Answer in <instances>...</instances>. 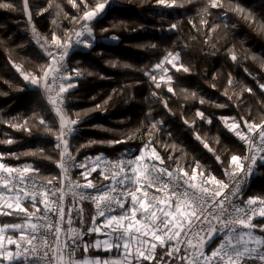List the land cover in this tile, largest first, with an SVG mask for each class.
<instances>
[{"label": "snow or ice", "instance_id": "snow-or-ice-1", "mask_svg": "<svg viewBox=\"0 0 264 264\" xmlns=\"http://www.w3.org/2000/svg\"><path fill=\"white\" fill-rule=\"evenodd\" d=\"M231 2L206 0L201 11L211 15L210 8L223 9ZM67 3L77 10V15L70 16L64 11L59 0H48V6L40 9L39 14L54 9L56 18L63 13L70 22L79 25L78 29L65 30L63 35L53 31L50 37L39 34L34 26L31 29L46 62L37 65L34 71H26L22 65L10 61L28 84L41 90L46 105L57 117L58 127L51 126L39 113L34 112L31 118L38 120L43 130L54 137L58 159L50 155L42 158L55 163L59 173L46 176L30 164L9 165L3 162L5 156L19 158V154L0 153V216L19 221L0 224V264H264V235H257V232L264 233V222L254 223L257 217L264 219V197L245 200L242 189L257 161L264 163V117L259 123L255 119L249 120L246 115L239 119L220 118L228 131L245 146V154H231L226 166L216 155L223 167L224 179L206 173L198 161L193 165L181 164V158L171 151L165 158L157 151L152 139L143 141L135 156L110 160L101 153L77 160L82 148L93 144L126 143L136 133L126 134L119 140H90L73 150L70 138L81 122L80 113H76L74 119L67 112L68 97L65 94L77 86L74 74L80 76L82 70L69 69L66 58L74 46H92L91 40L95 37L91 21L104 11L108 0H96L94 4L89 0H67ZM156 3L167 8L181 6L179 0H156ZM22 4L31 24L29 0H22ZM0 9H14V5L0 0ZM233 10L244 13L239 6ZM56 18L52 20L53 25L57 24ZM243 18L253 22L250 15H243ZM190 23L197 27L194 22ZM200 23L206 25L207 21L201 18ZM176 27L171 25L172 29ZM213 30L208 29L209 32ZM230 52V58L236 61V53ZM179 60L178 52L167 51L144 74L156 89L164 82L167 91L175 95L171 86L173 78L168 75L169 68L165 65H171L177 72L190 71ZM112 66L117 65L113 62ZM228 85H233L231 78ZM244 90L252 92L250 88ZM152 95L155 97L158 93L154 91ZM191 95L195 96V93ZM242 102L237 96V106ZM200 103L205 101L201 98ZM164 106L168 107L167 101ZM102 108L103 105L98 104L91 111ZM195 115L207 119L199 110ZM0 122L17 130L30 131L27 119L22 123L18 120L16 123ZM207 122L211 123V120L207 119ZM184 123L195 131L194 122L190 124L185 120ZM158 124L162 121H153L143 135L152 137V130H159ZM196 139L208 151L214 152L200 135ZM13 142L11 138L0 140L6 144ZM36 151L43 153V149ZM74 169H80L79 179L73 177ZM93 173L97 175L93 176ZM69 195L71 202L66 203ZM84 201L91 202L95 209L90 222L85 221L84 209L80 206ZM77 220L79 227L75 226ZM92 235L96 239H84ZM101 236L105 238L100 239ZM217 239L219 242L215 243ZM212 243L215 247H211ZM210 247L211 251H208ZM81 248L85 255L78 258ZM89 249L116 250L118 255L92 257L86 255Z\"/></svg>", "mask_w": 264, "mask_h": 264}, {"label": "trees", "instance_id": "trees-1", "mask_svg": "<svg viewBox=\"0 0 264 264\" xmlns=\"http://www.w3.org/2000/svg\"><path fill=\"white\" fill-rule=\"evenodd\" d=\"M6 2L13 4L14 9H0V120L22 123L27 119L30 131L17 130L0 122V140L11 138L14 141L12 144L0 143V153L19 154V158L6 155L4 162L20 166L30 164L46 176H55L59 169L42 156L58 159V151L54 148L56 141L43 130L38 120L31 117L34 112L39 113L51 126L58 127L57 117L46 105L41 90L28 84L11 62L22 65L26 71H34L37 65L46 62L44 53L33 39V26L41 35L50 37L53 31L63 35L65 30L78 29L79 25L70 22L63 13L56 18L54 9L39 14L40 9L48 6V0H29L31 24L23 11L22 0ZM95 2L89 0L90 4ZM59 3L70 16L77 15V10L67 0H59ZM179 3L181 6L167 8L157 4L156 0H108L104 11L91 21L95 37L91 40L92 46L74 52L68 65L69 69L82 70L80 76L74 74L77 86L65 94L68 97L67 112L74 119L77 118L75 114L80 113L81 122L70 138L72 148L75 150L90 140H119L132 132L136 135L122 144H93L82 148L77 160L101 153L108 159L135 156L142 142L152 139L157 151L165 158L171 151L181 158V164L193 165L198 161L206 173L211 172L222 179L223 167L216 155L226 166L231 154H243L242 147L220 118L239 119L246 115L249 120L255 119L259 123L264 117V88L261 87L264 85V0H232L226 8H210L211 15L201 11L206 0H179ZM236 6L244 13L234 11ZM243 15H250L253 22L245 20ZM54 18L56 25L52 23ZM201 18L207 21L206 25L200 23ZM190 21L197 27L194 28ZM173 24L177 26L175 29L171 28ZM209 28L214 30L209 32ZM113 36L118 39H111ZM230 50L236 53V61L230 58ZM167 51L178 52L179 63L190 69L177 72L171 65H165L169 68L168 75L173 78L171 86L175 95L167 91L164 82L156 89L144 74ZM113 62L116 67L112 66ZM230 78L232 86L228 85ZM247 88L252 92L244 90ZM154 91L158 96L152 95ZM237 96L243 101L239 106ZM201 98L205 103H200ZM106 100L108 102L104 104ZM164 101H167V108ZM98 104L103 108L91 111ZM198 110L211 123L197 117ZM185 120L190 124L194 122L195 131L184 123ZM153 121H162L157 125L159 130L153 129L152 137L144 136ZM197 135L214 152L208 151L196 139ZM172 145L176 148L172 149ZM37 149H43V153ZM243 196L244 199L264 197V163L261 161L248 177ZM92 215L91 208L86 206L85 221L90 222ZM9 221L14 218L0 216V224ZM257 222H264V219L257 218L254 223ZM257 235L264 233L257 232ZM94 238L95 235L86 236L85 240ZM211 247L207 250L211 251ZM89 254L107 256L106 252L93 249H89ZM81 256H84L83 249L79 251Z\"/></svg>", "mask_w": 264, "mask_h": 264}, {"label": "built area", "instance_id": "built-area-1", "mask_svg": "<svg viewBox=\"0 0 264 264\" xmlns=\"http://www.w3.org/2000/svg\"><path fill=\"white\" fill-rule=\"evenodd\" d=\"M40 34V33H39ZM38 45V44H37ZM38 47H39V49L42 51V49L40 48V46L38 45ZM83 49V46H74L70 51H69V55H68V57L66 58V63L69 65V60H70V58H71V56H72V54L74 53V52H77V51H80V50H82ZM43 52V51H42ZM65 108H66V104H65ZM66 110H67V108H66ZM230 135L232 136V138L236 141V142H238V144L242 147V149H243V154L242 155H244L245 154V146L242 144V142L233 134V133H231L230 132ZM71 143V142H70ZM115 159H117V158H114V159H110V160H115ZM4 162V161H3ZM260 161L258 160L257 161V164L259 163ZM4 163H7V162H4ZM7 164H9V165H12V166H20V165H17V164H10V163H7ZM256 164V165H257ZM255 165V166H256ZM255 166H253V169H254V167ZM253 171V170H252ZM79 172H80V169H74L73 170V172H72V175H73V177L74 178H77V179H79L80 177H79ZM250 176V175H249ZM248 176V177H249ZM248 177L246 178V180H245V182H244V184H243V186H242V189L244 188V185H245V183H246V181H247V179H248ZM225 177H224V175H223V178L222 179H224ZM71 196L69 195V196H67L66 197V203H69V202H71ZM246 200V199H245ZM81 207H83V209H84V219H85V208H86V206H89L90 208H91V210H92V212H93V214H94V211H95V209H94V206L92 205V203L91 202H89V201H84V202H82V204L80 205ZM74 215H75V213H74ZM257 218H259V217H257ZM75 226H77V227H79L80 226V224H79V220H77L76 221V225ZM84 239H86V236L84 237ZM219 242V240L217 239L216 240V242L215 243H218ZM215 243H212V244H214V247H215ZM82 249V248H81ZM80 249V250H81ZM79 250V251H80ZM79 251H78V253H77V257L79 258Z\"/></svg>", "mask_w": 264, "mask_h": 264}, {"label": "rangeland", "instance_id": "rangeland-1", "mask_svg": "<svg viewBox=\"0 0 264 264\" xmlns=\"http://www.w3.org/2000/svg\"><path fill=\"white\" fill-rule=\"evenodd\" d=\"M84 48V47H83ZM105 237H103V236H101L100 237V239H104ZM94 239H96V236H95V238ZM94 251H101V252H103V253H105V251H103V250H96V249H93ZM107 253V256H105V257H101V256H99V255H94V256H92V257H95V256H99V257H101V258H108L109 256H116V255H118V253L116 252V250L113 252H106ZM84 255H85V253H84ZM86 255H88V256H91L90 254H89V252L86 254Z\"/></svg>", "mask_w": 264, "mask_h": 264}, {"label": "crops", "instance_id": "crops-1", "mask_svg": "<svg viewBox=\"0 0 264 264\" xmlns=\"http://www.w3.org/2000/svg\"><path fill=\"white\" fill-rule=\"evenodd\" d=\"M19 222V221H18ZM83 254H84V252H83ZM83 256H81V257H79V258H82Z\"/></svg>", "mask_w": 264, "mask_h": 264}]
</instances>
